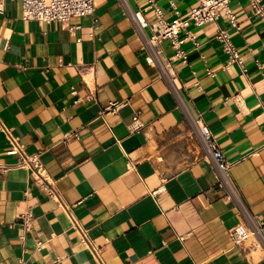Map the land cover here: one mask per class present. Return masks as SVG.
<instances>
[{
  "label": "crops",
  "instance_id": "0c3cea01",
  "mask_svg": "<svg viewBox=\"0 0 264 264\" xmlns=\"http://www.w3.org/2000/svg\"><path fill=\"white\" fill-rule=\"evenodd\" d=\"M155 4L172 21L187 17L198 1ZM94 5L70 29L24 19L20 0H3L0 264H264L253 238L239 246L229 233L244 213L264 222V22L249 0H232L239 30L223 14L215 23L191 24L180 34L187 62L173 59L172 90L147 61L144 39L121 1ZM125 5L150 24L157 21L149 0ZM221 29L229 31L244 67H224L229 56ZM145 33L152 34L150 27ZM160 48L163 59L175 53L170 40ZM114 103L116 110L107 108ZM138 111L144 126L130 132ZM194 118L210 127L232 162L244 210L224 199ZM1 125L28 155H39L69 210L10 153ZM27 210L35 216L30 231L20 218Z\"/></svg>",
  "mask_w": 264,
  "mask_h": 264
},
{
  "label": "built area",
  "instance_id": "2783aa9c",
  "mask_svg": "<svg viewBox=\"0 0 264 264\" xmlns=\"http://www.w3.org/2000/svg\"><path fill=\"white\" fill-rule=\"evenodd\" d=\"M22 2V16L24 19L37 20L39 22H60L63 26L73 29L71 24L74 18H80L92 15L95 10L94 0H20ZM125 6L126 12L130 20L136 26L138 33L143 37L144 44L148 50L147 61L156 64L159 70V75L162 79L168 82V85L173 90L176 87L175 74L173 71V59H182L187 62V52L182 47L181 32L194 24L195 26H203L208 23H215L219 17L225 15L231 26L241 28L237 15L231 8L232 0H197L198 5L193 7L187 17H177L172 21H167L163 17L162 10L156 6L155 0H149L150 6L157 16V21L150 24L141 12L131 11L126 5L125 0H120ZM253 11L264 22V3L263 0H249ZM0 12H4L3 0H0ZM150 27L152 34L145 33V29ZM187 38L192 37L190 31L187 32ZM218 38L223 43V48L229 56L225 68H229L231 64L237 63L244 67L243 60L233 43L228 30L221 29L218 33ZM163 40H170L175 53L168 59L162 58V50L160 44ZM213 74V72H209ZM118 104L114 103L107 108L116 110ZM194 133L198 136L200 145L203 151V157L212 161L214 168L218 174V184L225 190L224 199L229 202H236L241 210H244L239 202L235 187L231 180L230 170L232 162L226 159L224 153L214 139L210 127L201 119L194 118ZM144 122L141 119L140 112H136L129 124L130 132L142 130ZM1 128L7 133L12 149L10 153L19 154L21 166H28L32 169L36 181L54 200L62 207L69 210V207L61 200L59 194L52 185L49 179L44 164L41 162L38 154L28 155L25 152L24 145L20 139L11 133V130L1 125ZM245 214V220L240 221L237 225L229 230L230 237L235 245L242 246L247 240L253 238V246L261 247L264 251V222L255 216ZM22 225L26 231L33 228L35 216L31 210H27L20 214ZM78 226L82 240L88 244L93 252L98 255L94 244L88 237L86 231ZM42 244L39 242V245ZM99 257V256H98ZM100 259V258H99ZM101 264H104L100 259Z\"/></svg>",
  "mask_w": 264,
  "mask_h": 264
}]
</instances>
